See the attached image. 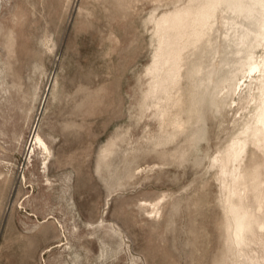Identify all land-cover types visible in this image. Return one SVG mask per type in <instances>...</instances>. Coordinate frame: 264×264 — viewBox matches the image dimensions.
I'll return each instance as SVG.
<instances>
[{"label":"rangeland","instance_id":"1","mask_svg":"<svg viewBox=\"0 0 264 264\" xmlns=\"http://www.w3.org/2000/svg\"><path fill=\"white\" fill-rule=\"evenodd\" d=\"M263 103L264 0H0V264H264Z\"/></svg>","mask_w":264,"mask_h":264},{"label":"bare ground","instance_id":"2","mask_svg":"<svg viewBox=\"0 0 264 264\" xmlns=\"http://www.w3.org/2000/svg\"><path fill=\"white\" fill-rule=\"evenodd\" d=\"M212 5H210V7H211ZM211 9V8H210ZM207 10V9H206ZM209 12V11H208ZM204 13H205V11H204ZM207 15V14H206ZM253 72L254 71H258L259 72V76L261 75V73H262V70H261V68L259 67V64L258 63H255L254 65H253ZM252 72V71H251ZM250 74H253V73H250ZM253 77H256V75H254ZM253 77H252V80H253ZM247 82V80L245 81V83ZM259 121H260V123L264 126V103H263V107H262V109H261V113H260V119H259ZM34 146H39L41 149H43L44 151H46V152H49V147H48V145H47V143L45 142V140L39 135V134H37V133H34L33 135H32V138H31V143H30V147H29V150L30 149H32V150H34ZM152 205V204H151ZM238 219H240V218H238ZM242 220V219H241ZM239 221V220H238ZM238 223V222H237ZM244 223V222H243ZM239 224V223H238ZM238 227H240V229H238ZM237 227V235L238 234H240V233H238V232H240L241 231V229L242 228H244L243 226H242V228H241V223H240V225ZM240 230V231H239ZM243 230V229H242ZM241 236V235H240ZM239 236V237H240Z\"/></svg>","mask_w":264,"mask_h":264}]
</instances>
